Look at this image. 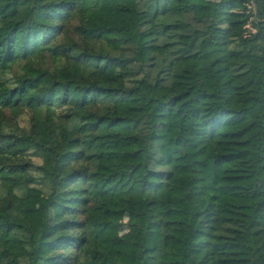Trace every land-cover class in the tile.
Returning <instances> with one entry per match:
<instances>
[{
	"label": "trees",
	"instance_id": "obj_1",
	"mask_svg": "<svg viewBox=\"0 0 264 264\" xmlns=\"http://www.w3.org/2000/svg\"><path fill=\"white\" fill-rule=\"evenodd\" d=\"M0 264H264V0H0Z\"/></svg>",
	"mask_w": 264,
	"mask_h": 264
},
{
	"label": "rangeland",
	"instance_id": "obj_2",
	"mask_svg": "<svg viewBox=\"0 0 264 264\" xmlns=\"http://www.w3.org/2000/svg\"><path fill=\"white\" fill-rule=\"evenodd\" d=\"M37 129L40 132L42 138L44 140H46L47 139V131L45 129V126L42 123L38 122ZM36 160L38 161V158H36ZM59 213H60V211L58 210V207L53 206L52 210H51V215L57 216ZM33 216L38 222H41L42 216L40 213H38V212L34 213ZM113 218L116 221L115 229L117 230V232L118 231L123 232L124 227H125V222L127 221V218H128L127 215L126 214H116L113 216Z\"/></svg>",
	"mask_w": 264,
	"mask_h": 264
}]
</instances>
